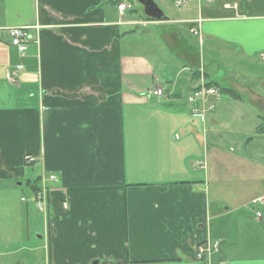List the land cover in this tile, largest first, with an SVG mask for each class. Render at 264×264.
I'll list each match as a JSON object with an SVG mask.
<instances>
[{
	"label": "crops",
	"instance_id": "0c3cea01",
	"mask_svg": "<svg viewBox=\"0 0 264 264\" xmlns=\"http://www.w3.org/2000/svg\"><path fill=\"white\" fill-rule=\"evenodd\" d=\"M154 1L168 12L175 4ZM123 3L133 4L0 0V179L21 182L22 144L24 156L42 165L38 187L43 177H56L46 182L44 264H201L196 247L208 237L221 242V264H264V211L261 220L234 216L230 223L231 206L212 191L219 181L210 152L216 147L226 160L223 147L210 143L218 108L204 127L187 102L204 72L220 94L233 92L234 106L244 102L257 113L252 132L264 140V94L241 95L240 69L264 54V0H187L178 17L163 21L142 17L134 5L121 17ZM198 21L205 41L224 47L220 56L190 38ZM35 26L39 44L30 46L13 84L6 74L21 60L8 29ZM258 63L264 67L263 58ZM158 89L163 97L153 94ZM10 148L15 158L6 162ZM254 185L257 196L248 203L264 197L258 179Z\"/></svg>",
	"mask_w": 264,
	"mask_h": 264
},
{
	"label": "rangeland",
	"instance_id": "374dc122",
	"mask_svg": "<svg viewBox=\"0 0 264 264\" xmlns=\"http://www.w3.org/2000/svg\"><path fill=\"white\" fill-rule=\"evenodd\" d=\"M131 1L135 10L144 17L143 6L138 0ZM169 5L170 12L160 4L167 18L178 17L182 8L175 7L176 3L174 5L169 3ZM190 31L193 34V36L189 35L190 38L195 42L197 41L201 48L206 52L220 56V52L224 50L220 42L209 45L201 32L196 34L192 30ZM182 35L183 39H187L185 34ZM216 46L220 47L216 48ZM214 48L217 49L216 52ZM262 56H257L255 59L244 61L241 64L240 69H246V75H244L246 80L241 95H249L247 93L251 92L264 94V67H261L258 63L261 58H264V54ZM226 59L233 64L231 58L230 60ZM211 71H215L213 67H211ZM231 71H235L233 67L230 68L229 72ZM236 72L239 73L241 70L237 69ZM224 73V69L221 68L220 76H223ZM174 79L175 77L171 78V80ZM259 81L262 82V86L258 84ZM251 96L253 95L251 94ZM220 98V103H218V100L214 102L215 109L218 108L217 112L214 114L215 109L213 111V114L217 115L219 126H217L216 131L212 130V134L210 133L213 136L210 143L213 144L214 142L215 145L219 144L223 147L220 151L223 150L226 160L224 164L221 163L216 147L213 152H210L211 159L216 162L214 167L216 171L213 177L219 181V184L215 182L216 185H214L212 191L224 200L223 207L231 206V215L228 217L229 219L227 218L229 222L231 221L230 223L233 222L234 216H238L240 223L248 220L254 221V212L262 211L263 213L264 211V207L254 206L251 204L252 202L248 203L257 196L255 192L259 188L255 185L249 187L251 180L257 182L258 179L260 187L261 185L264 186V140L256 138L252 132V127L260 123L261 119L256 117L257 113L255 111L250 114L248 109L244 107V102L242 104L236 103L234 106L232 95L220 94ZM243 99L250 107L256 108L254 101H250L249 97L246 96ZM250 138L253 141L246 144L248 140H251ZM2 143L0 141V144ZM28 149L25 144H22L17 150V153L20 154L24 175L19 186L15 185L11 179H0V264H44V250L41 249L43 243L41 244L42 240L37 238V236L43 237V215L37 209L35 192L27 184L28 180L34 181L37 176L41 175L42 165L38 163L34 166L32 163L26 162L24 154ZM5 151L9 154L13 153V155L11 158L6 157L4 161H11L15 158L14 148L5 149ZM1 162L3 163L2 159ZM2 166L7 168L9 165L3 163ZM51 167H54V171L58 172V165H51ZM105 167L108 166L105 164L101 166L91 165L87 170L96 171ZM18 168L19 166H16L15 169ZM244 184H248L249 188L246 189ZM22 198H25L27 202H21Z\"/></svg>",
	"mask_w": 264,
	"mask_h": 264
},
{
	"label": "built area",
	"instance_id": "2783aa9c",
	"mask_svg": "<svg viewBox=\"0 0 264 264\" xmlns=\"http://www.w3.org/2000/svg\"><path fill=\"white\" fill-rule=\"evenodd\" d=\"M177 7H182L186 4L187 0H174ZM207 2H213V0H204ZM132 5L130 4H120L118 7L120 16L123 17L127 10H130ZM200 23L198 21V29L192 30L194 33L200 32ZM10 37V45L16 48L21 62L9 68L6 77L9 82L16 83L18 81L20 73L25 69L22 62L27 57L29 48L32 44H39V31L38 26L35 27H13L8 29ZM263 57V56H262ZM264 59V58H263ZM155 96L163 97L164 91L161 89L155 90L153 92ZM218 98V91L214 87L208 86V82L204 76V72L201 73V80L199 85L194 89V91L188 96L187 102L192 107V116L194 118L200 119L204 124L207 120V115L214 111V102ZM26 162H36L38 159L26 156ZM199 167L206 169V164H198ZM47 178L50 181H55L56 177L50 175L48 177H43L40 187H38L35 192V203L38 211L44 216L45 220L48 218L50 209V189L47 186ZM22 202H26L25 198L21 199ZM254 206L264 207V197L257 198L252 202ZM64 209L68 208V203H63ZM255 218L261 220L263 215L261 211L254 212ZM221 250V242L213 240L208 237L204 242L196 247V260L201 264H221L218 261L217 256Z\"/></svg>",
	"mask_w": 264,
	"mask_h": 264
},
{
	"label": "water",
	"instance_id": "95a60500",
	"mask_svg": "<svg viewBox=\"0 0 264 264\" xmlns=\"http://www.w3.org/2000/svg\"><path fill=\"white\" fill-rule=\"evenodd\" d=\"M138 2L143 6L144 15L153 20L163 21L166 19L164 12L159 8L154 0H138ZM41 239V236H37Z\"/></svg>",
	"mask_w": 264,
	"mask_h": 264
},
{
	"label": "trees",
	"instance_id": "16d2710c",
	"mask_svg": "<svg viewBox=\"0 0 264 264\" xmlns=\"http://www.w3.org/2000/svg\"><path fill=\"white\" fill-rule=\"evenodd\" d=\"M147 19H149V18H147ZM208 86H210V87H216L213 83H208ZM221 91H222V93L233 94V92L230 91V90H221ZM34 158H36V157H34ZM40 180H41V178H38V180H34V181H30V180L27 181V184L30 185V187L32 188L33 192H36L37 191V189H38V183L40 182Z\"/></svg>",
	"mask_w": 264,
	"mask_h": 264
}]
</instances>
